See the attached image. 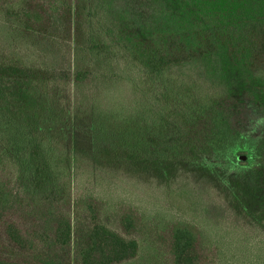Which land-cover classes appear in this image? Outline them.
Instances as JSON below:
<instances>
[{
	"label": "trees",
	"instance_id": "trees-1",
	"mask_svg": "<svg viewBox=\"0 0 264 264\" xmlns=\"http://www.w3.org/2000/svg\"><path fill=\"white\" fill-rule=\"evenodd\" d=\"M0 29V264H264V14L0 0Z\"/></svg>",
	"mask_w": 264,
	"mask_h": 264
},
{
	"label": "rangeland",
	"instance_id": "rangeland-1",
	"mask_svg": "<svg viewBox=\"0 0 264 264\" xmlns=\"http://www.w3.org/2000/svg\"><path fill=\"white\" fill-rule=\"evenodd\" d=\"M200 1V0H198ZM202 1V0H201ZM205 4L208 6H213L219 9H223L227 12L229 17H233L234 19L237 18H254L259 15L264 14V0H204ZM117 13L120 15V18L126 23L130 24V18L125 14V12L116 10ZM92 21H94V25L97 26L99 30L103 31V34L105 37L109 40V44L113 47L108 48L106 51V68L109 71H112L113 73H122L125 75L126 78L131 79L135 75V70H137V66L133 63L132 58L130 56L129 50H127L126 47L121 44V42L113 36L114 26L111 20L108 19V17H104V13H98V11L95 10L92 12ZM105 23V27H102L101 24ZM94 26V28L96 27ZM136 35V32L129 33L128 40L131 41ZM0 37H2V40L6 47L7 51L9 53L10 57H16L20 58L21 53L17 50H11V46L9 43L8 37L3 33V31L0 29ZM3 42H0V46H2ZM78 188L75 186V183L73 180H71V199H74L75 196L78 193ZM259 227H263V223L257 222ZM253 230V229H252ZM254 232V230H253ZM150 255L152 254L149 252ZM145 253L141 252L140 257L136 260L134 264H142L148 261V253L147 257ZM252 251L247 250L241 253L240 257L242 261L245 262V264H258L253 258L251 260H247L245 258V255H251Z\"/></svg>",
	"mask_w": 264,
	"mask_h": 264
}]
</instances>
